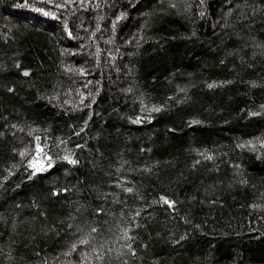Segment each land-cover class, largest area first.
Returning <instances> with one entry per match:
<instances>
[{
	"label": "trees",
	"instance_id": "trees-1",
	"mask_svg": "<svg viewBox=\"0 0 264 264\" xmlns=\"http://www.w3.org/2000/svg\"><path fill=\"white\" fill-rule=\"evenodd\" d=\"M0 264H264V0H0Z\"/></svg>",
	"mask_w": 264,
	"mask_h": 264
},
{
	"label": "snow or ice",
	"instance_id": "snow-or-ice-1",
	"mask_svg": "<svg viewBox=\"0 0 264 264\" xmlns=\"http://www.w3.org/2000/svg\"><path fill=\"white\" fill-rule=\"evenodd\" d=\"M25 75H27V73H25ZM70 163H75V161H70ZM167 203V201H165ZM93 231H95V229H93Z\"/></svg>",
	"mask_w": 264,
	"mask_h": 264
}]
</instances>
